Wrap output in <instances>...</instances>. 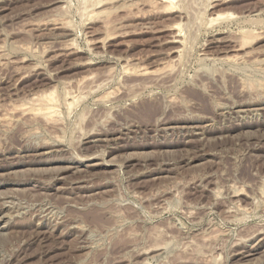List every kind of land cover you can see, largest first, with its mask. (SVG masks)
Wrapping results in <instances>:
<instances>
[{"label": "rangeland", "instance_id": "obj_1", "mask_svg": "<svg viewBox=\"0 0 264 264\" xmlns=\"http://www.w3.org/2000/svg\"><path fill=\"white\" fill-rule=\"evenodd\" d=\"M87 1L0 0V264H264V0Z\"/></svg>", "mask_w": 264, "mask_h": 264}, {"label": "bare ground", "instance_id": "obj_2", "mask_svg": "<svg viewBox=\"0 0 264 264\" xmlns=\"http://www.w3.org/2000/svg\"><path fill=\"white\" fill-rule=\"evenodd\" d=\"M87 1V0H86ZM124 1V0H123ZM160 3H162L163 5H165V6H162V7H165L166 9H170L171 7H173L174 6V1L175 0H158ZM157 1V2H158ZM88 2V1H87ZM98 2V1H97ZM125 2V1H124ZM135 2H137V1H135ZM177 3H178V1H176ZM89 3V2H88ZM93 3H94V0H93ZM92 3V4H93ZM131 3V2H130ZM155 3V2H154ZM83 4V3H82ZM90 4V3H89ZM98 5H102V3L101 2H99V3H97ZM97 4H96V6H97ZM158 3H156V5H157ZM176 4V3H175ZM128 5V4H127ZM156 5H154L155 7H156ZM161 5V4H160ZM118 6V5H117ZM133 6V5H132ZM151 6V5H150ZM154 7V8H155ZM159 7V6H158ZM192 7V6H191ZM195 7V6H194ZM210 7V6H209ZM108 8V7H107ZM180 8V7H179ZM211 8V7H210ZM83 9H85V8H83ZM88 9V8H87ZM91 9V8H90ZM140 9V8H139ZM165 9V10H166ZM172 9V8H171ZM170 9V10H171ZM104 9L102 8V11H103ZM115 10H117L116 8H115ZM85 11V10H84ZM83 11V12H84ZM102 11H101V9H96V11H94V12H97L96 14H94L95 16H100L101 14H103L104 12H106V10L102 13ZM108 11V10H107ZM111 11V10H110ZM188 11V14H189V10H187ZM193 11V10H192ZM202 11V10H201ZM204 11V10H203ZM82 11H81V13H83ZM167 12H169V11H167ZM197 12V11H196ZM86 13V12H85ZM93 13V12H92ZM91 13V14H92ZM107 13V12H106ZM193 13H194V11H193ZM215 13V12H214ZM84 14V13H83ZM213 14V13H212ZM110 15V14H109ZM139 15V14H138ZM193 15V14H192ZM91 16V15H90ZM89 16V17H90ZM103 16H105V15H103ZM212 16H214V18L213 19H211V17H210V19H211V23H210V25L211 24H213V23H216V22H218V21H220V20H232V19H234V16L235 15H233V14H213ZM195 17V16H194ZM103 18V17H102ZM209 18V17H208ZM101 19V18H100ZM100 21H102V20H100ZM192 21V20H191ZM250 21H252V20H250ZM254 21H255V19H254ZM253 21V22H254ZM258 21V20H257ZM106 22V21H105ZM247 22V21H246ZM256 22V21H255ZM54 23V22H53ZM258 23V22H257ZM248 24V23H247ZM261 24V23H260ZM106 25V24H105ZM145 25V24H144ZM184 25V24H183ZM206 25V24H205ZM209 25V26H210ZM263 25V24H262ZM69 26H71V25H69ZM181 26L182 25H179V24H176L175 26H173L172 27V37H171V41H170V43H172V44H176V45H178V47H176V49L174 50V51H172V52H170L169 54H167V56H168V60H167V62H164L163 63V61H160V64H158L157 66H158V69H154V68H152V67H147V66H141V64L140 65H135V63H134V65L135 66H132L131 64H133V63H131L130 62V59L129 60H125V64L126 65H123V67L125 66V72L127 73V75L129 74H131V75H133V76H137V77H141V78H144V79H142V80H145V78H149V79H154V78H159V77H161L162 76V74H164V73H166V72H168L169 70H172V65L174 64L175 65V62H174V60H173V58H181V55H182V49H180V47H181V45H182V39H180L179 38V35H178V33H179V30H180V28H181ZM68 27V26H67ZM261 27H263V26H261ZM108 29H110V28H108ZM254 29V28H253ZM262 29V28H261ZM242 30H244V28L242 29ZM260 30V29H259ZM263 30V29H262ZM193 31V30H192ZM197 31V30H196ZM195 31V32H196ZM246 31V30H245ZM248 31V30H247ZM251 31V30H250ZM254 31V30H253ZM194 32V31H193ZM242 32V31H241ZM244 32V31H243ZM257 32H259V31H257ZM234 33V32H233ZM247 33H250V35H251V32H247ZM254 34V33H253ZM108 35H109V33H108ZM245 35V34H244ZM242 35V36H240V37H237V38H235L236 40H235V45H234V54L236 55H232V56H234L233 57V60L234 59H238L239 58V56L240 55H238L242 50H244V48H245V46H246V44L249 42V41H247L248 39H247V35ZM110 36V35H109ZM254 36V35H253ZM260 36V35H259ZM258 36V37H259ZM185 36L183 35V38H184ZM236 37V36H235ZM255 37V36H254ZM253 37V38H254ZM192 38V37H191ZM219 39V38H218ZM224 39V38H223ZM234 39V38H233ZM87 40V39H86ZM108 40V39H107ZM169 40V39H168ZM228 40H229V38H228ZM224 41V40H223ZM226 41V40H225ZM230 41V40H229ZM222 42V41H221ZM230 42H232V41H230ZM68 43V42H67ZM184 43V42H183ZM224 43V42H223ZM206 44V43H205ZM210 44V43H209ZM67 46V45H66ZM71 46V45H70ZM223 46V45H222ZM231 46V45H230ZM69 47V46H68ZM73 47V46H72ZM210 47V46H209ZM208 47V48H209ZM217 47V46H216ZM182 48V47H181ZM218 48V47H217ZM232 48V49H233ZM247 48V47H246ZM245 48V49H246ZM76 49V48H75ZM66 50H69V48L68 49H66ZM71 50V49H70ZM213 50V49H212ZM218 50V49H217ZM224 50H227V49H224ZM26 51V50H25ZM232 51V50H231ZM73 52V51H72ZM205 52V51H204ZM212 52V51H211ZM244 52V51H243ZM242 52V53H243ZM246 52V51H245ZM45 53V52H44ZM219 53H220V51H219ZM224 53V52H223ZM226 53V52H225ZM224 53V54H225ZM210 54V53H209ZM244 54V53H243ZM223 55V54H222ZM250 55V54H249ZM209 56V55H208ZM219 56V55H218ZM228 56L229 55H227V58H225L224 59V57H225V55H224V57L223 58H220V56L219 57H217L216 59L218 60V61H230V59H232L231 58V56H230V58H228ZM213 57V56H212ZM251 57V56H250ZM175 59V61H177ZM205 58H203V60H204ZM207 59H209V58H207ZM242 59V58H241ZM255 60V59H254ZM164 61H166V60H164ZM181 61V60H180ZM239 61V60H238ZM238 61H235V62H238ZM242 61H243V59H242ZM255 61H257L258 62V60H255ZM158 62V61H157ZM162 62V63H161ZM174 62V63H173ZM231 62V61H230ZM245 62V61H244ZM247 62V61H246ZM131 63V64H130ZM148 63V62H147ZM177 63V62H176ZM181 63V62H180ZM249 63V62H248ZM3 64V63H2ZM5 64V63H4ZM85 64V63H84ZM124 64V63H123ZM88 66V65H87ZM253 67V66H252ZM257 67V66H256ZM259 67V66H258ZM171 68V69H170ZM17 71V70H16ZM260 71V70H259ZM169 74V73H168ZM165 75V74H164ZM94 76V75H93ZM128 77V76H127ZM92 78H94V77H92V75H91V77H84L83 79L81 78V80H79V82H76L78 85H82V84H85V82H87V81H92ZM162 78V77H161ZM105 80V79H104ZM156 80V79H155ZM149 81V80H148ZM70 82V81H69ZM260 82V81H259ZM103 83V82H102ZM148 83V82H147ZM149 84V83H148ZM253 84V83H252ZM263 84V83H262ZM99 85V84H98ZM198 85V84H197ZM255 85V84H254ZM253 85V86H254ZM55 86V85H54ZM202 86V85H201ZM259 86H261V85H259ZM140 88V87H139ZM260 88V87H259ZM143 89V88H142ZM250 89H251V86H250ZM255 89V88H254ZM52 91V90H51ZM66 91V90H65ZM57 92V91H56ZM68 92V91H67ZM131 92V91H130ZM56 93H55V91H52V92H50V93H43V95L41 94H37L38 96H35V97H33L32 98V105H31V107H24V106H22L23 108H15L17 111H20L22 114H30L31 116L33 115L34 117L36 116V117H41V120L43 119V121L45 120V121H49V120H51L52 121V119L55 117V116H57L58 115V113H57V103L59 102V100H57V98L58 97H56V95H55ZM67 95V94H66ZM65 95V96H66ZM71 95V94H70ZM109 95H110V93H109ZM68 96V95H67ZM72 96V95H71ZM81 96V95H80ZM70 97V96H69ZM67 98V97H66ZM71 98V97H70ZM74 98V97H73ZM74 99H76V98H74ZM141 100V99H140ZM27 102V101H26ZM68 102V101H67ZM73 103H74V100H71V101H69V103H68V106H69V108L73 105ZM65 105V104H64ZM66 107V106H65ZM13 108V107H12ZM8 110V109H7ZM69 110V109H68ZM12 111H14V110H12ZM15 112V111H14ZM13 112V113H14ZM70 112V111H69ZM4 114V113H3ZM11 115V114H10ZM20 115V114H19ZM59 116V115H58ZM243 116V115H242ZM60 117V116H59ZM11 119V118H10ZM20 119V118H19ZM39 119V118H38ZM2 120H4V119H2ZM56 121L58 120V119H55ZM53 122V121H52ZM173 126V125H172ZM225 136V135H224ZM100 139V138H99ZM236 188V187H235ZM216 189V188H215ZM232 190V189H231ZM244 191V190H243ZM217 192V191H216ZM239 193V192H238ZM234 196V195H233ZM248 196V195H247ZM11 200V199H10ZM237 208V207H236ZM17 209V208H16ZM44 209V208H43ZM230 209V208H229ZM234 210V209H233ZM233 213V212H232ZM10 216V215H9ZM253 234V233H252ZM247 240V239H246ZM237 242V241H236ZM239 242V241H238ZM235 246V245H234ZM161 248V247H160ZM142 251V250H141ZM155 251V250H154ZM88 255V254H87ZM253 256V254L251 253V254H248V255H245L244 256V258H249V257H252ZM246 261V260H245Z\"/></svg>", "mask_w": 264, "mask_h": 264}]
</instances>
